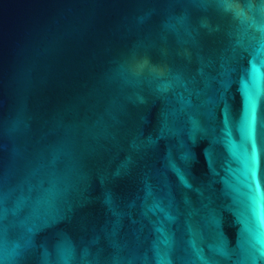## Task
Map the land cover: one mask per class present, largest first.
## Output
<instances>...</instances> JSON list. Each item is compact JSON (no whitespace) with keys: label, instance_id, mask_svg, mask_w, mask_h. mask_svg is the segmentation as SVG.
Masks as SVG:
<instances>
[{"label":"water","instance_id":"water-1","mask_svg":"<svg viewBox=\"0 0 264 264\" xmlns=\"http://www.w3.org/2000/svg\"><path fill=\"white\" fill-rule=\"evenodd\" d=\"M0 264H264V0H0Z\"/></svg>","mask_w":264,"mask_h":264}]
</instances>
